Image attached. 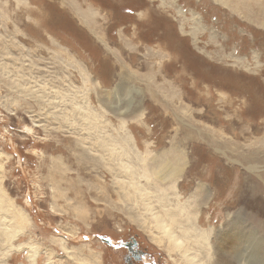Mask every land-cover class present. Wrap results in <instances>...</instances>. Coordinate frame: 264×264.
Returning a JSON list of instances; mask_svg holds the SVG:
<instances>
[{
	"label": "rangeland",
	"instance_id": "rangeland-1",
	"mask_svg": "<svg viewBox=\"0 0 264 264\" xmlns=\"http://www.w3.org/2000/svg\"><path fill=\"white\" fill-rule=\"evenodd\" d=\"M260 23L224 0H0V264H173L165 209L215 236L243 208L240 247L264 240Z\"/></svg>",
	"mask_w": 264,
	"mask_h": 264
},
{
	"label": "bare ground",
	"instance_id": "bare-ground-1",
	"mask_svg": "<svg viewBox=\"0 0 264 264\" xmlns=\"http://www.w3.org/2000/svg\"><path fill=\"white\" fill-rule=\"evenodd\" d=\"M224 1L234 3L237 9L242 10L246 14L248 20L261 22L260 24L264 26V0ZM193 136V134H186L185 140L191 142L194 139ZM175 151L178 153V156H186L184 151L180 150V146H178ZM246 156L253 158L251 154ZM244 161L247 162L249 160L245 158ZM187 164L186 159L178 164L177 167L166 162L163 165L160 176L161 178H165V181L176 183ZM253 169L254 166H249L247 170L252 171ZM220 170H223L222 167ZM242 188L247 187L243 184ZM141 191L143 190H138L139 193ZM241 191H243V189ZM235 198H237V196ZM247 202L251 205L264 203V196L256 197V194L253 193L251 196L249 195V197H247ZM177 208L179 210L184 209L182 206H178ZM162 211L161 216L154 217L155 226L161 234L157 241L158 244H161L162 240H164L167 245L165 249L166 252L175 253L178 256V260L173 259V264H264V240L260 236L261 234L257 232L258 230H251L249 232L251 239L245 238L244 240L247 242L253 241L255 247H252V250L248 247L242 250L240 247L241 244L238 242L243 236H238L235 232H232V230H234V222L238 223V226L244 223L241 221V217L243 218L248 215L252 222L255 221V218H252V215L248 214L247 210L242 208L240 211L243 213H241L240 217L237 216L234 218L236 221H234L232 225L230 223L228 224L227 231H216L215 236L211 234L213 230L210 231V229L205 228L204 219L199 220L197 217L190 219L185 213L181 215V212L168 209ZM183 211L187 212L186 210ZM256 223L258 224V221ZM259 223V228L264 229V223ZM241 243L243 247L244 242L241 241Z\"/></svg>",
	"mask_w": 264,
	"mask_h": 264
},
{
	"label": "flooded vegetation",
	"instance_id": "flooded-vegetation-1",
	"mask_svg": "<svg viewBox=\"0 0 264 264\" xmlns=\"http://www.w3.org/2000/svg\"><path fill=\"white\" fill-rule=\"evenodd\" d=\"M108 246H111V247H117L118 243L117 244H113V243H109L107 244ZM135 254H137V258L140 259L142 256H144L145 252L144 251H140V250H137V249H134L133 247V251Z\"/></svg>",
	"mask_w": 264,
	"mask_h": 264
},
{
	"label": "water",
	"instance_id": "water-1",
	"mask_svg": "<svg viewBox=\"0 0 264 264\" xmlns=\"http://www.w3.org/2000/svg\"><path fill=\"white\" fill-rule=\"evenodd\" d=\"M101 241L109 244V241L107 239L105 240L104 238H101Z\"/></svg>",
	"mask_w": 264,
	"mask_h": 264
}]
</instances>
